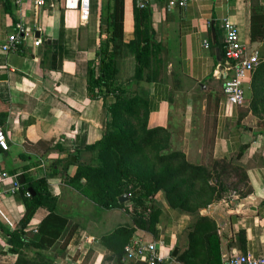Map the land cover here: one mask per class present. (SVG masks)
Returning <instances> with one entry per match:
<instances>
[{"label":"crops","instance_id":"0c3cea01","mask_svg":"<svg viewBox=\"0 0 264 264\" xmlns=\"http://www.w3.org/2000/svg\"><path fill=\"white\" fill-rule=\"evenodd\" d=\"M103 2L93 0L83 21L76 0H45L40 9L26 0L13 6L14 18L30 35L16 52L0 50V99L10 104L8 116L0 123L7 145L6 150L0 147V170L11 178L0 182V264H15L18 258L20 264H113V253L84 224L85 208L98 215L99 211L65 184L61 173L47 183L57 199L58 213L78 225L66 249L61 250L57 240L43 248L28 245L17 254L6 251V232L34 233L46 215L40 209L32 220L22 219V198L9 191L12 178L22 172L39 177L56 160L61 170L66 154H83L85 146L105 133L106 111L101 100L89 99L86 84L87 69L97 61L99 33L106 28L105 20L100 19ZM136 2L146 3L151 9L155 39L162 46L165 61L162 80L143 84L151 103L148 127L167 129L172 150L182 152L190 163H199L206 146L213 144L214 158H226L246 172L251 189L248 195L239 197V191H230L199 214L216 224L222 264L231 253L264 257V121L257 115L263 114V106L253 104V85L249 87L253 74L264 64V40H250L251 2L258 4L264 15V0H187L183 8L168 7V0ZM225 18L236 24L244 50L257 51L260 59L246 84L245 102L237 106L226 100L217 76L225 63L221 50V23ZM17 23L0 3V45ZM133 30V0H123L125 42L133 39ZM35 32H39V38H35ZM217 49L221 61L217 60ZM74 172L75 166H70L67 174L72 176ZM230 180L236 182L235 177ZM238 186L241 191L242 186ZM156 200L163 208L157 229L165 233L164 254L169 252L172 257V238H181L186 247L193 216L170 210L161 192ZM240 231L245 236V252L237 237ZM138 233L153 239L148 233ZM177 250L181 252L184 247ZM162 264L179 263L172 257Z\"/></svg>","mask_w":264,"mask_h":264},{"label":"trees","instance_id":"16d2710c","mask_svg":"<svg viewBox=\"0 0 264 264\" xmlns=\"http://www.w3.org/2000/svg\"><path fill=\"white\" fill-rule=\"evenodd\" d=\"M103 1L100 19L105 20L106 28L99 33L97 61L88 67L86 77L89 99L101 100L107 115L101 139L83 150L94 153L96 164H78L71 161V156L61 170L57 169L60 161L56 160L39 177L22 172L24 181L19 189L25 208L22 219L32 220L40 209L46 215L34 233L6 232V251L17 254L28 245L43 248L57 240L59 248L66 249L78 225L69 223L58 213L57 199L49 192L47 183L61 173L64 183L92 201L96 210L121 209L130 215V226H118L99 237L100 244L113 253V264H125L124 249L136 231L148 233L155 240L159 238L157 225L163 208L156 195L160 192L170 210L193 216L187 228L186 247L174 260L179 264H222L216 224L199 211L223 198L232 177L236 178L235 185L242 186L239 197L248 195L251 189L246 172L226 158H214L213 144L206 146L199 163H190L182 152L172 150L167 129L148 127L151 103L143 84L161 81L164 69L163 49L155 39L151 9L146 3L141 2L139 6L133 0L134 37L125 42L123 0ZM0 3L14 24L17 23L12 14L13 5L9 1ZM250 13V40L263 42L261 8L251 2ZM252 81L253 104H264V64L253 74ZM9 109V102L0 99V123L8 116ZM74 157L79 160L78 156ZM70 166H75L72 176L67 174ZM26 191L30 193L29 198L24 197ZM124 194L130 206L118 202ZM237 237L241 251L245 252L244 233L238 232ZM15 264H20V258Z\"/></svg>","mask_w":264,"mask_h":264},{"label":"built area","instance_id":"2783aa9c","mask_svg":"<svg viewBox=\"0 0 264 264\" xmlns=\"http://www.w3.org/2000/svg\"><path fill=\"white\" fill-rule=\"evenodd\" d=\"M9 1L14 7H18L25 0H3ZM35 9H40L45 0H26ZM93 0H76V8L79 11L80 19L83 21L87 17L88 7ZM187 0H168V7L183 8ZM142 6L141 2H138ZM221 29L223 31L222 54L225 63L220 65L217 76L222 80V92L226 100L234 105H241L245 102V88L260 59L257 51H245L239 42L236 24L229 18L222 20ZM29 32L20 23L15 25L13 33L7 36L6 40L0 45V50L4 53L16 52L22 42L29 36ZM208 48V44L204 45ZM0 147L7 149L6 137L0 128ZM7 172L0 170V182L10 180ZM20 183L18 177L12 178L9 191L12 194H19ZM1 193V190H0ZM24 197L29 198L30 193L25 192ZM36 231V230H35ZM167 248L162 238L146 239L144 234H134L129 243L125 246L123 262L129 264H162L172 259L171 255L164 254ZM223 264H264V257L253 256L251 254L231 253L224 259Z\"/></svg>","mask_w":264,"mask_h":264},{"label":"rangeland","instance_id":"374dc122","mask_svg":"<svg viewBox=\"0 0 264 264\" xmlns=\"http://www.w3.org/2000/svg\"><path fill=\"white\" fill-rule=\"evenodd\" d=\"M249 85H250L249 87H252V83H250ZM247 86H248V83H247ZM252 92H253V89H252ZM262 106H263V114H257V115L260 118V120L263 122L264 121V104H262ZM71 155L79 157V160L76 161V159H75V163L77 162L78 164L86 163V164H93V165L96 164V160L94 159V153L83 152V154H77L76 152H72V153L66 154V157H65L62 165L70 159ZM47 165L48 164L46 163V166ZM227 186H228V188H227V190L224 191V194H227L233 190L240 191V190H238V188H240V187L235 185L233 183V181H231V180H229L227 182ZM127 198H128V196H127ZM127 200L124 203L127 206H130V203ZM86 201L89 203H92L94 208H95V204L92 201H90L88 199ZM84 205H85V203H84ZM84 214H85L84 215V224H86L88 226V231L92 232L94 234H97V237L111 231L113 228H116L117 226H120V225L121 226H130L131 225L130 215L126 214L121 209H116V210H112V211H99V215H98L95 212L92 213L91 211H87V209L85 208ZM163 231L164 230H160L159 235H163L164 237L163 236H161V237L164 240L165 233ZM138 234H141V233H138ZM171 247H172L171 252L174 248H177L179 250H181V248H183V247L185 248V246L183 245V240H181V238H179V237L172 238Z\"/></svg>","mask_w":264,"mask_h":264},{"label":"water","instance_id":"95a60500","mask_svg":"<svg viewBox=\"0 0 264 264\" xmlns=\"http://www.w3.org/2000/svg\"><path fill=\"white\" fill-rule=\"evenodd\" d=\"M35 38H39V32H35ZM216 55H217V60L218 61H221V55H220L218 49L216 50ZM90 65H92V64H90ZM71 161L74 162V158L73 157L71 158ZM18 180H19V183H23V181H24L23 176L20 175L18 177ZM29 191H31V190H29ZM126 200H127V196L126 195H123V196H121V197L118 198V202L119 203H124ZM177 253H178V250L176 248L173 249V251H172V257L175 258L176 255H177Z\"/></svg>","mask_w":264,"mask_h":264}]
</instances>
